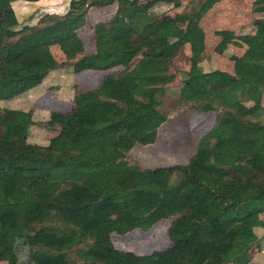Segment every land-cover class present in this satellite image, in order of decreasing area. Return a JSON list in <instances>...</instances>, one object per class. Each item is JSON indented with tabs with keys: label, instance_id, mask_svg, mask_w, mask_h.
Instances as JSON below:
<instances>
[{
	"label": "trees",
	"instance_id": "16d2710c",
	"mask_svg": "<svg viewBox=\"0 0 264 264\" xmlns=\"http://www.w3.org/2000/svg\"><path fill=\"white\" fill-rule=\"evenodd\" d=\"M11 1L0 0V99L24 92L64 64L73 71L114 62L128 68L135 55L140 58L122 77L75 93L68 114L51 112L59 127L73 131L71 140L26 142L28 113L0 108V186H11L14 194L0 201L4 264H15L12 245L18 237L33 246L28 255L34 264H75L65 253L72 244L84 247L79 250L84 264H245L257 243L254 228L262 224L258 213L264 211L263 121L225 107L185 164L141 169L120 158L135 142L153 141L165 115L156 96L162 88L151 85L164 82L166 61L184 42L190 62L178 90L181 101L198 100L195 106L208 110L210 96L217 100V93L238 90L252 101L248 111L258 109L264 18L254 20L253 40L229 73L203 71L197 64L203 50L197 21L217 0L190 6L176 39L160 47L151 37L158 22L151 7L176 6L179 0H69L64 13L43 12L20 27ZM112 1V17L93 26L94 51L57 62L49 45L70 37L84 23L87 7ZM252 8L264 10V0H253ZM51 215L59 221L47 222ZM164 217L171 218L164 249L137 254L115 248L108 237Z\"/></svg>",
	"mask_w": 264,
	"mask_h": 264
},
{
	"label": "rangeland",
	"instance_id": "374dc122",
	"mask_svg": "<svg viewBox=\"0 0 264 264\" xmlns=\"http://www.w3.org/2000/svg\"><path fill=\"white\" fill-rule=\"evenodd\" d=\"M68 1L42 0L40 3L38 1V3L30 2L15 8V10L13 9L18 27L24 24H33L43 12L58 15L64 13ZM198 1L179 0L176 6L171 3L157 2L151 7V13L158 15L156 28L151 33V37L157 46H165L176 39L179 28L191 15L190 6ZM252 1L217 0L199 17L197 24L203 34V50L199 55L197 64L201 70L207 71L217 68L229 73L234 72V62L253 40L254 20L264 18V10L253 9ZM54 2L58 4H53ZM115 7V1L102 6L87 7L84 23L70 37L59 43L49 45L51 56L57 62L62 63L74 60L82 53H92L94 51L93 26L95 23L108 21L112 17ZM220 40L224 42L223 45L220 44ZM139 58L140 54L135 55L128 63V68L114 62L96 69L73 71L70 65L64 64L57 68L62 73L59 77L62 81L55 84V82L52 83L55 80L49 79L48 83L45 81V85L42 83L38 92L41 90L45 92L37 100L35 106L30 108L26 105L30 96L24 93L21 96L18 94L11 98L0 99V108L21 109L28 113L32 130L28 133L27 127L26 142L46 145L50 141L71 140L74 135L73 131L59 127L57 122L51 119V112L68 114L73 108L75 93L94 88L102 79L122 77ZM189 62L190 49L188 43L184 42L178 47L175 54L166 61L167 67H165L163 74L165 78L167 76L168 78H164L162 84L151 85L162 88V92L156 96L159 99L158 108L164 113L165 118L157 126L152 142L144 144L135 142L126 151L120 158L125 164L135 165L141 169L185 164L194 153L199 137L214 126L216 115L225 107L236 108L246 117L264 122V89L259 94V108L250 109L251 111L248 110L252 101L240 95L238 90H233L230 95L217 93L215 95L217 100L212 99L211 96L209 99L202 98L200 102H205L208 99L207 101L211 103L213 108L208 110H201L196 107L195 104L199 105L198 100L195 102L181 101L178 90L184 74L188 70ZM59 83L61 90L56 91L54 87ZM98 99L102 101L112 100L105 96H98ZM13 199L14 194L11 186H0L1 202ZM59 219L56 215H51L46 220L47 222H58ZM170 220V217L158 219L145 229L134 227L121 233L111 231L108 237L115 248L137 254L161 250L168 244L166 229ZM254 229L258 241L261 234L260 228L255 227ZM79 246L72 244L65 249V253L69 261L75 264H84V258L79 252L84 247ZM254 246H251L249 250ZM32 248L33 246L26 238H16L12 245L15 264H34L28 255ZM4 263V260L0 259V264Z\"/></svg>",
	"mask_w": 264,
	"mask_h": 264
},
{
	"label": "crops",
	"instance_id": "0c3cea01",
	"mask_svg": "<svg viewBox=\"0 0 264 264\" xmlns=\"http://www.w3.org/2000/svg\"><path fill=\"white\" fill-rule=\"evenodd\" d=\"M37 1L40 3V1H42V0H35V1L12 0L10 2V5H11L12 9L15 10V8H18L21 5H24V4H27V3H30V2L38 3ZM53 1L54 0H52V2ZM53 4H58V3L54 2ZM61 75H62V73L60 72L59 69L58 70L57 69L56 70H52V72H50L48 75H46L40 83L28 88V90L20 93L18 96H21L24 93L28 94V96H30V97L28 98L26 105H28V106H30V108H32L33 106H35V103L37 102V100L45 92L44 90H41L40 92H38L39 89H40L41 84L43 83L45 85V81L48 83L49 79L55 80L52 83L55 82V84H56V83L62 81L59 78ZM54 88H56V91H60L61 90V84L60 83L57 84V86H55ZM66 92H67V90H66ZM67 93H69V92H67ZM54 94L57 95L56 92H54ZM33 112H35V110H33ZM31 126H32V124H30L28 126V133L32 130ZM28 138H29V140H31L30 137H28ZM258 215H259V218L262 220V224L257 226V228H260V233L261 234L259 235L260 237H259V239L257 241V244L253 248H251V250H249V258H248V261L245 264H264V211L259 212Z\"/></svg>",
	"mask_w": 264,
	"mask_h": 264
}]
</instances>
